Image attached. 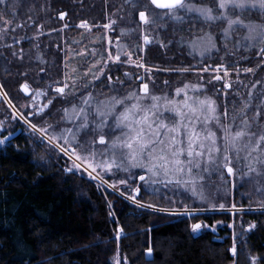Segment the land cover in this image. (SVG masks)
<instances>
[{"label": "trees", "instance_id": "16d2710c", "mask_svg": "<svg viewBox=\"0 0 264 264\" xmlns=\"http://www.w3.org/2000/svg\"><path fill=\"white\" fill-rule=\"evenodd\" d=\"M9 1L15 13L13 19L21 16L25 26L0 40V45H11L0 46V85L37 128H44L46 123L64 126V109L80 103L88 93L99 102L111 96L124 97L119 88L138 84L137 76L143 68L123 63L126 60L123 58L121 62L108 61L98 80L81 79L87 86L72 95L61 96L54 90L56 85L65 84L66 45L73 44L70 36L74 31L82 30L77 24L87 21L95 30L101 29L125 0ZM3 9L0 6V16L10 19L11 11ZM61 12L66 13L64 19L59 17ZM251 15L264 23V13L261 17L258 13ZM191 23L169 22L162 30V42L143 44L140 48L143 50L139 49L137 57H142L143 63L152 69L146 80L157 95L171 98L174 89L195 81L214 88L213 70H202L208 64L222 63L221 50L203 59L195 58L186 44L179 42L191 30L187 25ZM41 31L43 34L38 35ZM97 44L105 49V40ZM13 49L17 55H13ZM258 51L242 53L238 63L231 54L226 62L235 68L238 64L253 69L264 60ZM263 71L264 65L259 66L257 72ZM23 84L30 85L32 90L46 89V100L52 101L47 103V109L39 113L33 107L29 101L32 96H25L20 89ZM219 85L223 90L224 83ZM218 100L224 109L225 104L220 97ZM230 104L228 101V107ZM0 126L4 127L5 135L21 130L13 140L0 144V264H112L110 259L116 252L124 254L129 264H253V257L255 264H264V209L178 215L141 207L77 170L66 171L70 159L23 121L14 119L2 96ZM136 171L127 175L129 182L138 183L140 172ZM138 186V201L157 208L172 206L169 195L149 189L146 181H140ZM197 221L202 222L203 229L195 236L191 226ZM216 222L221 223L217 227L220 241L211 227ZM231 222L244 230L237 241ZM234 243L235 256L230 251ZM149 248L151 255L147 252Z\"/></svg>", "mask_w": 264, "mask_h": 264}, {"label": "snow or ice", "instance_id": "6c2138e0", "mask_svg": "<svg viewBox=\"0 0 264 264\" xmlns=\"http://www.w3.org/2000/svg\"><path fill=\"white\" fill-rule=\"evenodd\" d=\"M125 2L134 9L139 5V0H125ZM4 3L5 0H0V4ZM150 4L154 5L156 9L166 11L163 14L149 13L147 6H143L145 10L139 11V19L145 26V30H147V26L154 25L158 19L163 20L165 17L174 22L183 23L185 16L179 14L182 10L185 15L195 13L196 18L208 25L209 28L214 24H223L221 38L225 41V47L233 34L239 35L242 30L244 35L241 39L236 40V45L245 48L259 47L258 55L264 56V23L243 18V13L253 10L264 13V0H214V6L197 5L191 3L190 0H150ZM59 16L60 19H64L66 13L61 12ZM14 17L15 13L13 12ZM28 20L31 21L32 17L29 16ZM116 23L115 20H110L103 27L113 29V25ZM24 26V23H16L14 19L9 20L0 16V40L15 32L16 28ZM79 27L90 30L87 21H82ZM132 31L135 30L122 29L121 35H129ZM200 31L203 35L197 36L189 42L193 50L199 51L202 57L212 49L219 50L213 33L210 30L204 31V28H201ZM42 34V31L38 33V35ZM19 39L30 38L20 37ZM143 41L145 45L152 42L147 34L143 35ZM109 43H111L110 39ZM0 46L11 47L7 44ZM124 47L123 45L118 46L115 54L108 51L106 59L103 53H99L100 60L89 65L85 69L84 75L91 74L92 80H98L99 75L92 69L103 63L104 66L99 69L100 74L103 75L107 62H121V55L127 57L125 61H122L123 63L134 64L137 68H144L148 73L152 71L143 63L142 57H138V63L133 59L134 53L124 51ZM22 52L23 50L20 53L21 57ZM90 54L96 56L98 53L93 50ZM13 55H17V53L14 52ZM78 55H84V52L82 51ZM65 67L68 66L65 65ZM189 70L175 69L174 71L186 72ZM203 70L208 71L209 69ZM221 70L224 77L229 75L228 67L223 64L217 65L214 69L216 72ZM75 71L77 69H72L73 73ZM239 71L237 69V76ZM243 71L253 73L254 69L245 68ZM125 75L130 76L131 74L125 73ZM224 77L215 75L213 79L219 81ZM108 79L111 81L112 77L108 76ZM137 79L143 80V77H137ZM240 83L243 82L240 81ZM258 84L261 85V88L255 92L249 90L247 97L242 98V107L233 108L231 113L227 106L221 113L212 97L207 95L201 97L199 93L204 90V85L201 84L185 83L182 87H177L175 89L176 96L183 94V98L176 100L166 94L157 95L150 90L148 83H142L139 91H131L124 97L111 96L106 101L97 102L94 109H91L92 94L88 93L86 99L82 98L81 106L72 105L70 114L68 109H64V119L74 116L80 121L76 125L75 132L71 128H65L60 133L55 130L49 133L47 128H40L39 131L50 145L55 144L61 153L72 160V168L67 171L79 170L83 164L86 165L84 170L95 179L99 175L93 176L97 168L106 172H111L113 168L123 171H128L131 168L146 169L148 183L163 182L153 179L162 176L168 184L182 185L189 189L194 196L203 200L205 193L202 182L206 176L213 173L223 175L224 169L230 175L235 174L234 164H241L247 170L242 172V176L264 178V120L261 119L264 116V82L257 80L251 88L257 89ZM2 87L0 85V88ZM22 87L28 91L27 85H22ZM67 87L68 85L64 84L62 87H57L55 91L61 96L67 95L65 93ZM224 87L227 89L232 85L226 81ZM189 90L194 94L189 95ZM43 94L37 92V95ZM3 95L7 97V93H3ZM51 102V100L48 101L49 104ZM118 106L120 107L118 108ZM250 111L252 115H249ZM110 118L111 123H109ZM27 122L32 129H37V125L31 124L30 121ZM105 129L107 132L104 131ZM89 132L101 133L98 136V143L103 146L102 150L96 148V139L82 141L79 138L80 133L87 135ZM64 133H69L70 136ZM60 139H63L68 147L59 144ZM72 142H75V146ZM0 143L3 141L0 140ZM89 169L91 171H88ZM139 179L144 181L146 176L141 175ZM120 183L125 184L126 181L121 180ZM109 187L115 188V185L110 184ZM134 191L138 193L140 189L136 188ZM132 199L135 200V197L133 196ZM139 206L143 207L144 205ZM219 207L223 209L225 206L220 204ZM232 207L235 208V205ZM159 211L167 212L168 209H159ZM201 227L200 223L193 224L192 232L197 233ZM251 227L254 225H250ZM230 251L234 256L236 255L235 243ZM147 252L151 255L152 249L149 248ZM252 260L255 264L256 258L253 257ZM116 264H119V260L116 261Z\"/></svg>", "mask_w": 264, "mask_h": 264}, {"label": "rangeland", "instance_id": "374dc122", "mask_svg": "<svg viewBox=\"0 0 264 264\" xmlns=\"http://www.w3.org/2000/svg\"><path fill=\"white\" fill-rule=\"evenodd\" d=\"M9 0H5L4 4H0L1 7L7 8L10 10V19L13 20V12L11 7V3L9 4ZM191 3L197 4V5H212L214 6V0H190ZM147 6V11L149 13H157V14H163L164 11L166 10H159L156 9L153 5L150 4V1L148 0H139V5L135 8H132L129 3H126L125 1H122L119 8L113 11L111 15V20H115L117 23L113 25V29H105L102 27L101 29L95 30V27L92 24L90 25V30L80 28L82 30H77L74 31V35L72 34L70 38H72L73 44L71 45H66V50H67V76L65 78V84L68 85V87L65 89V93L69 96L74 93H76L80 87H83L84 81L81 79L83 78H89L88 81H92L91 74L89 75H84V71L89 65L94 64L97 60H100V55L99 53H103L104 57H107V52L111 51L113 54H115L118 50V46L123 45L124 51H131L134 53L133 59L137 60L139 63L137 54L139 52V49L142 47L144 44L143 41V35L147 34L151 38L152 42H162V30L167 26L169 22L177 23L174 22L167 17H165L163 20L158 19L156 24L147 26V30H145V26L139 19V11H144L145 7ZM138 8V9H137ZM3 9V10H4ZM251 13H258V15L261 17L263 13L258 12V11H251V12H245L243 13V18L251 19L253 21H256L258 23H261V21L255 20L254 18H251L252 15ZM180 15L185 16L184 22H193L191 24H187L188 28L191 29L186 36H181V40L179 41L180 43H185L186 46L189 48V52L194 55L195 58L197 59H203L207 56L212 55L214 52L221 50L220 58L222 63H217V64H208L205 68H208V71H212L213 75L211 77V86L213 83L214 88L207 87V83L203 81H195L190 84H201L204 85V90H202L199 95L203 97L204 95H207L209 97H212L215 101L216 104L219 106V111L221 113L224 112L225 108L221 107V104L218 100V97L221 98V103L225 104V107L227 106L228 111L231 113L233 108L239 109L242 107V98H246L249 90L256 91L261 88V85H257V89L253 90L251 88L252 84H254L257 80H260L264 82V71L258 73L259 66L264 65V60L257 65V67L253 68L254 72L253 73H246L243 71L242 66L236 64V68L234 65L228 64L226 62L227 56H231L233 54L235 56V62L238 63L242 57L244 52H247L252 49H257L259 50V47L256 48H245L236 45V40L241 39V37L244 35V32L241 30L239 32V35L233 34L232 38L227 41V47H225V41L221 38V29L224 27L223 24H214L210 28L209 26H205L202 21L198 20L196 18L195 13H190L188 15H185V13L181 10ZM20 17V18H19ZM60 17V16H59ZM264 17V15H263ZM21 16H17L14 20L16 23H23V20H21ZM82 21H80L77 25L81 24ZM109 23V22H108ZM201 28H204V31H211L213 35L216 37L215 43L217 45L216 49H212L211 51L205 53V55L202 57L199 53V51H194L193 48L191 47V44L189 43L190 41L194 40L197 36L203 35V33L200 31ZM125 29H134L135 31L130 32L129 35H121V30ZM116 31V34H115ZM14 33V32H12ZM15 35L13 34L12 37ZM109 39L111 40V43H109ZM105 40L106 46L105 49L103 50L97 43L100 41ZM77 42V43H76ZM12 47L14 48L15 41H12ZM150 44V43H149ZM96 50L97 55L92 56L90 53ZM84 52V55H78V53ZM15 52V49H13L12 53ZM259 52V51H258ZM16 53V52H15ZM38 56V55H37ZM126 58V56L121 55V59ZM225 65L229 69V75L227 77H224L223 71L216 72L214 69L216 68L217 65ZM134 65V64H131ZM216 65V66H215ZM103 63L96 65L95 68L92 69L93 72H95L97 75L100 74L99 69L103 67ZM203 68V69H205ZM72 69H77L75 73L72 72ZM237 69H239V75L237 76ZM202 72H205L202 70ZM147 73L145 69L140 72V74L137 77H143V80L138 79V84L134 87H129V88H119L122 89V92L124 96H126L129 92L131 91H139L140 85L142 83H148L149 82L146 80ZM215 75H220L221 77H224L223 79L216 81L213 79ZM130 79V78H129ZM230 82L232 87L231 88H223L219 89V84L225 82ZM242 81L243 83H240ZM134 84V83H133ZM218 84V88L216 89L215 87ZM64 85V84H63ZM63 85H56L54 87V90L57 87H62ZM182 87V86H180ZM150 88V86H149ZM208 88V89H207ZM117 89V88H116ZM124 89V90H123ZM115 90V89H114ZM118 90V91H119ZM151 90V88H150ZM34 94L33 97L30 98V103L35 107V109L40 113L43 112L45 109L48 107V102L46 100V95L47 91L46 89H40V90H33ZM42 92L44 93L43 95H37V92ZM56 92V91H55ZM5 93L1 88H0V97L2 96L8 105L10 106L12 110V117L14 119H19L23 121L25 124H27L30 128V124L27 121H30L27 115L23 113L22 110L17 108L13 102L10 100V98L5 97L3 95ZM157 94V93H155ZM194 93L189 90V95H193ZM60 95V94H59ZM174 97L176 100H180L183 98V94L181 96H176L175 94V89H174V95L171 96V98ZM102 98V97H100ZM101 101H106V100H101ZM228 101H230V106L228 107ZM97 98H93L92 103H91V109H94L97 103ZM48 103V104H47ZM47 105V107H45ZM75 105L81 106L80 103H76ZM88 107V106H85ZM90 109V110H91ZM42 110V111H41ZM69 114L71 112V107L68 108ZM254 111V109H253ZM249 115H252V112H249ZM262 120H264V116L261 117ZM63 125L64 126H57L55 123L53 124H48L46 123L44 128H47L48 130H55L57 133H60L63 129L65 128H71L73 132L76 131V123L79 124V120L72 116L70 119H65L63 120ZM32 124V123H31ZM51 125L52 127L49 128L48 126ZM91 127V126H90ZM0 128L3 130L4 127L0 126ZM32 129V128H31ZM35 132H38L41 134L43 137V134L40 133L39 128L37 129H32ZM107 132V130L105 131ZM65 135L70 136L69 133H64ZM101 133L96 132H89L87 135L84 133H80L79 138L82 141L85 140H92L96 139L97 144L96 148L99 150L103 149V146L98 143V136ZM4 142V141H3ZM71 142V141H70ZM59 144H64L65 147H68V145L65 143L63 139H60L58 141ZM73 146H75V142H72ZM55 146V144H53ZM56 147V146H55ZM58 148V147H57ZM59 149V148H58ZM71 151V149H69ZM68 157V156H67ZM69 158V157H68ZM97 159L99 160L100 157L98 156ZM72 160L70 159V163L66 168H72ZM86 165L81 166V168L77 171L85 174L88 178L95 180L98 182V185H104L105 187H109L110 184H114L115 188L109 187L112 190L123 194L127 199L131 200L132 202H135L139 205H144L151 207L150 205H146L145 203H142L141 201H138L136 199V193L134 189L139 188L138 185H140V180L139 177L141 175H145L146 179V184L148 185V188L151 190H154L162 195H169L173 199V204L172 206L168 208H157V207H152L154 209H168L167 212L169 213H178V215H188L191 213H200V212H205V211H236V210H248V209H264V178H256L253 176L252 178L248 176H242V172H246L247 170L243 168L241 164H234L233 167L235 168V174H228L227 170H223V175L220 173H213L210 176H206V179L202 182L203 183V191L205 193V199L201 200L198 196H194L192 192L185 188L184 186H177L175 183L168 184L167 180H165L164 177H154L153 179H156L158 181H163V182H158L156 184H150L147 182V173L146 169H140V168H131L128 171H123L118 170L113 168L111 172H106L100 168L96 169V172L93 173V176H97V178H92L88 175V172H86L85 169ZM76 170V169H73ZM134 170H137L136 172L138 173V183H131L127 179V175H132V172ZM88 171H91L89 169ZM71 172V171H68ZM123 173V177L122 176ZM187 179V177H185ZM257 179H259V182H257ZM125 180V184H121L120 181ZM123 188V190H122ZM139 194V192L137 193ZM237 195V196H236ZM135 197V200L132 199V197ZM193 204H197V206H194ZM203 204V205H201ZM220 204H224V208L221 209L219 207ZM215 205V207H213ZM235 205V208L232 206ZM187 209V211H186ZM231 228H232V233L234 236L235 241H237L241 236L244 234V230L242 227H237L235 222H231ZM221 226L220 222H216L214 225H211L212 228H216ZM149 255V254H148ZM111 262L112 264H116V261L119 260V264H129L128 258L122 254L121 252H116L113 254L111 257Z\"/></svg>", "mask_w": 264, "mask_h": 264}, {"label": "water", "instance_id": "95a60500", "mask_svg": "<svg viewBox=\"0 0 264 264\" xmlns=\"http://www.w3.org/2000/svg\"><path fill=\"white\" fill-rule=\"evenodd\" d=\"M150 1V0H149ZM154 6V5H153ZM155 7V6H154ZM159 10H161V9H159ZM139 80H141V79H139ZM23 85H27L28 86V91H25L24 90V88L21 86V91L24 93V95L25 96H31L32 94H33V90H32V88L30 87V85H28V84H23ZM21 132V130L20 129H18V130H16L15 132H13V133H9V134H7V135H5L4 136V140H6V141H10V140H13L19 133ZM6 138V139H5ZM196 223H200L201 225H202V222L201 221H197ZM195 224V223H194ZM202 229H203V225H202V227H201V229L197 232V233H195L194 235L195 236H198L201 232H202ZM213 232L216 234V236H215V238H216V240H218V241H220L221 240V238L220 237H217L218 235H219V232H218V230L216 229V228H213Z\"/></svg>", "mask_w": 264, "mask_h": 264}, {"label": "flooded vegetation", "instance_id": "af4514ba", "mask_svg": "<svg viewBox=\"0 0 264 264\" xmlns=\"http://www.w3.org/2000/svg\"><path fill=\"white\" fill-rule=\"evenodd\" d=\"M15 132V131H14ZM11 133H13V132H11ZM5 131H4V129L2 130L1 128H0V140H2V141H4L3 143H0V144H4V143H7V141L6 140H4V136H5Z\"/></svg>", "mask_w": 264, "mask_h": 264}]
</instances>
